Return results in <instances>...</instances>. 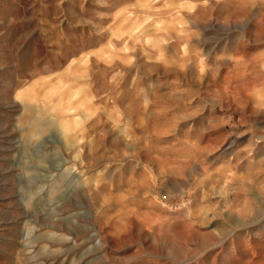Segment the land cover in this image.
Masks as SVG:
<instances>
[{
    "label": "rangeland",
    "instance_id": "obj_1",
    "mask_svg": "<svg viewBox=\"0 0 264 264\" xmlns=\"http://www.w3.org/2000/svg\"><path fill=\"white\" fill-rule=\"evenodd\" d=\"M0 264H264V0H0Z\"/></svg>",
    "mask_w": 264,
    "mask_h": 264
},
{
    "label": "bare ground",
    "instance_id": "obj_2",
    "mask_svg": "<svg viewBox=\"0 0 264 264\" xmlns=\"http://www.w3.org/2000/svg\"><path fill=\"white\" fill-rule=\"evenodd\" d=\"M22 104H23V110L26 113L28 109H30L31 105H28L27 103H24V102H22Z\"/></svg>",
    "mask_w": 264,
    "mask_h": 264
}]
</instances>
